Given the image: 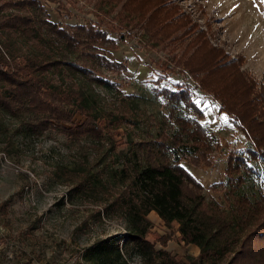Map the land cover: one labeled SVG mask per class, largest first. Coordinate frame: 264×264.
<instances>
[{"label": "trees", "instance_id": "1", "mask_svg": "<svg viewBox=\"0 0 264 264\" xmlns=\"http://www.w3.org/2000/svg\"><path fill=\"white\" fill-rule=\"evenodd\" d=\"M92 10L96 20L61 24L41 0H0V114L20 120L30 133L55 128L73 140L88 138L110 148L111 155L100 151L89 165L70 170L68 195L104 204V214L123 219L127 233L89 245L78 264H129L131 252L147 264H264V196L244 189L260 176L259 162H264V83L256 90L240 64L198 30L194 52L188 58L182 54L174 66L196 84L155 87L169 110L164 125L155 133L117 140L121 124L139 128V119L129 109L102 114L85 93L88 87L108 86L106 71L126 69L108 56L118 46L110 33L124 38L142 29L145 45L155 47L197 25L168 0H95ZM171 62H164V69L174 70ZM166 76L163 71L161 78ZM196 88L220 101V111L234 115L250 137L244 149L228 154L223 203L207 198L204 185L184 165H212L223 150L202 121L201 104L194 103ZM79 112L84 119L76 123ZM125 145L127 152L117 149ZM153 210L167 226L178 224L180 240L198 246V257L178 259L155 248L147 237L152 226L147 215Z\"/></svg>", "mask_w": 264, "mask_h": 264}, {"label": "rangeland", "instance_id": "2", "mask_svg": "<svg viewBox=\"0 0 264 264\" xmlns=\"http://www.w3.org/2000/svg\"><path fill=\"white\" fill-rule=\"evenodd\" d=\"M94 1L60 0L65 5L62 7L57 0H41L52 20L61 24L96 20L92 12ZM168 5L179 7V13L188 15L196 28L189 32L188 27L182 29L155 47L145 45L147 35L142 36V29L131 31L124 38L120 33H110L118 46L109 49L108 56L123 61L126 69L119 73L106 71V87L85 89L100 113L121 115L129 109L128 113L139 119V128L121 124L115 131L119 133L117 140L145 135L147 130L155 133L164 125L169 110L164 100L154 94L155 87L174 89L183 82L196 84L191 74L174 66L182 54L188 58L194 52L192 43L198 30L240 64L257 83L256 90L264 83V4L260 0H168ZM168 61H172L174 70L164 69L163 63ZM163 71L167 76L161 78ZM195 92V100L204 109L202 121L218 137L223 150L215 153L212 165H184L204 185L207 198L223 203L221 188L227 179L228 154L233 148L244 149L250 137L235 124L234 115L220 111V101L212 94L200 88ZM83 119L79 112L75 122ZM100 145L88 138L73 140L55 128L30 133L20 120L0 114V264H78L83 262V251L89 245L110 235L127 233L123 219L104 214V204L84 197L71 200L68 195L70 170L89 165L88 159L100 151L111 155L107 144ZM120 148L128 151L126 145L117 147ZM259 163L260 176L249 179L244 189L264 196V162ZM215 183L219 185L217 190L212 188ZM147 217L152 222L147 237L156 249L183 260L198 257V246L180 240L178 224L167 226L156 212ZM126 258L129 264H147L133 252Z\"/></svg>", "mask_w": 264, "mask_h": 264}, {"label": "snow or ice", "instance_id": "3", "mask_svg": "<svg viewBox=\"0 0 264 264\" xmlns=\"http://www.w3.org/2000/svg\"><path fill=\"white\" fill-rule=\"evenodd\" d=\"M260 3H261V4H264V0H260ZM262 14H264V13H262ZM194 103L196 104L197 108L200 107L199 101H194ZM222 119H224L225 123L228 122V118H227L226 116L222 117ZM202 126H203V125H202ZM180 166H181V167H184L183 165H180Z\"/></svg>", "mask_w": 264, "mask_h": 264}, {"label": "crops", "instance_id": "4", "mask_svg": "<svg viewBox=\"0 0 264 264\" xmlns=\"http://www.w3.org/2000/svg\"><path fill=\"white\" fill-rule=\"evenodd\" d=\"M151 212H155V211L153 210V211H151ZM151 212H150V213H151Z\"/></svg>", "mask_w": 264, "mask_h": 264}]
</instances>
